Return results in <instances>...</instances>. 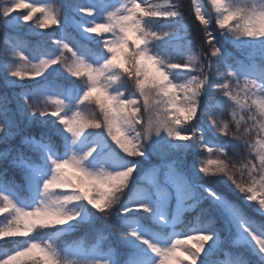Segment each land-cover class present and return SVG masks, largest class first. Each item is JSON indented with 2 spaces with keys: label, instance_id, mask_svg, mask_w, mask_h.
<instances>
[{
  "label": "snow or ice",
  "instance_id": "snow-or-ice-1",
  "mask_svg": "<svg viewBox=\"0 0 264 264\" xmlns=\"http://www.w3.org/2000/svg\"><path fill=\"white\" fill-rule=\"evenodd\" d=\"M0 28V264H264V0H5Z\"/></svg>",
  "mask_w": 264,
  "mask_h": 264
},
{
  "label": "trees",
  "instance_id": "trees-1",
  "mask_svg": "<svg viewBox=\"0 0 264 264\" xmlns=\"http://www.w3.org/2000/svg\"><path fill=\"white\" fill-rule=\"evenodd\" d=\"M29 2H30V0H29ZM4 3H5V0H0V5H3ZM22 11H24V10H18V13L22 12ZM18 13H13V15H16ZM45 31H47V30H45ZM195 34H196V32H195V29L193 28L192 37H195ZM33 44L35 45V41H33ZM5 45H6V39H5V36H4V30L2 28H0V50H2L5 47ZM173 58L177 59V60H180V59L186 60L187 59V54L186 53H174L173 54ZM7 90L9 91V94H11L12 90H11L10 86H8ZM3 91H5V86L3 85L2 80H0V92H3ZM81 236L79 235L77 237H68V239H69V241H72V240L80 239ZM61 239L63 241V238H61ZM222 259L224 261V264H227V260L230 259V257H224Z\"/></svg>",
  "mask_w": 264,
  "mask_h": 264
},
{
  "label": "rangeland",
  "instance_id": "rangeland-1",
  "mask_svg": "<svg viewBox=\"0 0 264 264\" xmlns=\"http://www.w3.org/2000/svg\"><path fill=\"white\" fill-rule=\"evenodd\" d=\"M187 3H190V0H185V4H187ZM196 35V34H195ZM81 236V235H83L82 233H77V234H75V235H70L69 237H77V236Z\"/></svg>",
  "mask_w": 264,
  "mask_h": 264
}]
</instances>
